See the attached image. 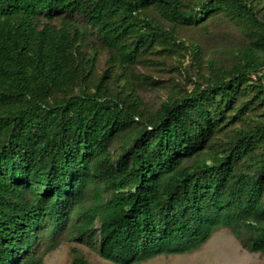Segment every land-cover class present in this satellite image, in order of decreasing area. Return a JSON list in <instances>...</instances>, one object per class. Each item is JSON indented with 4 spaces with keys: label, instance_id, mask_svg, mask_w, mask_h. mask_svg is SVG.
Listing matches in <instances>:
<instances>
[{
    "label": "trees",
    "instance_id": "obj_1",
    "mask_svg": "<svg viewBox=\"0 0 264 264\" xmlns=\"http://www.w3.org/2000/svg\"><path fill=\"white\" fill-rule=\"evenodd\" d=\"M222 15L249 39L232 67L212 62L151 114L133 87L115 93L148 55L185 49L180 29ZM101 52L113 64L97 77ZM255 99L264 20L248 0H0V264H45L65 243L141 264L220 228L264 254V123L222 140Z\"/></svg>",
    "mask_w": 264,
    "mask_h": 264
},
{
    "label": "rangeland",
    "instance_id": "obj_2",
    "mask_svg": "<svg viewBox=\"0 0 264 264\" xmlns=\"http://www.w3.org/2000/svg\"><path fill=\"white\" fill-rule=\"evenodd\" d=\"M248 2L258 12V17L264 20V0ZM178 38L179 42L186 44L185 49L180 48L176 54H166L162 53L161 47V53L148 55L131 69L130 82H116L115 93L126 91L125 86L133 87L142 100L145 112L154 113L170 97H179L191 92L197 84L205 85L211 79L212 62L227 68L232 67L239 52L249 43L244 24L223 15L199 27L180 29ZM196 48L202 52L198 58L194 55ZM109 59L108 52L101 54L96 68L97 77L112 66L113 63L109 62ZM115 70L118 76L125 73L118 66ZM94 80L95 77L91 78L86 85L93 87ZM254 104L255 109L248 113L245 121L228 129V134L222 137L224 142L228 141L230 136H235L241 131L254 130L264 123V103L255 99ZM118 146H115V150H118ZM74 248L82 250L90 264H114L86 245L66 243L52 252L46 258L45 264H72ZM141 264H264V254L251 253L231 229L220 228L209 242L196 252L160 256Z\"/></svg>",
    "mask_w": 264,
    "mask_h": 264
}]
</instances>
